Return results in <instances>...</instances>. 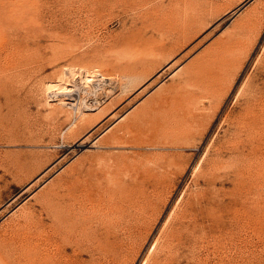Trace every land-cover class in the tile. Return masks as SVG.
Listing matches in <instances>:
<instances>
[{"label":"rangeland","instance_id":"obj_1","mask_svg":"<svg viewBox=\"0 0 264 264\" xmlns=\"http://www.w3.org/2000/svg\"><path fill=\"white\" fill-rule=\"evenodd\" d=\"M263 91L264 0H0V248L25 214L55 224L68 184H110L142 218L119 264L167 232L174 264H264V123L237 128Z\"/></svg>","mask_w":264,"mask_h":264},{"label":"bare ground","instance_id":"obj_2","mask_svg":"<svg viewBox=\"0 0 264 264\" xmlns=\"http://www.w3.org/2000/svg\"><path fill=\"white\" fill-rule=\"evenodd\" d=\"M68 75H69L68 76L69 79L71 80L70 82L71 84L69 85L70 89L68 88L67 89L70 92H73L74 94H75V89L77 87L76 84L79 85L80 88L82 87L83 89V86L89 85L93 81L92 77H87L83 73H81V70H79V68L72 69V71L68 72ZM244 86L245 85H243V87L241 86L242 87L241 91H243V88L245 89L246 87H248L249 83L245 87ZM210 87L208 88L210 89ZM61 89L62 88L59 86L57 88V92H60ZM253 93H252V96L250 95V97L246 100L248 106H245L246 107L245 116H243L242 119L237 118L239 119L237 121L240 122L237 128H238V132H241L244 130L243 128H246L247 129L246 131L249 134H251L253 137L260 138L262 137L261 131L259 129L255 130L254 127L257 125L259 126V124L261 125L262 123H264V115L262 116L261 114H259L260 112H258L259 109H261L264 104L263 103L264 102V91L260 92L262 94L259 97L257 96V94H253ZM70 106L76 110L79 108L77 112L82 110L81 109L82 105L80 106V103L78 101L77 103L75 102L71 103ZM241 123H243V125H241ZM25 163L26 162L22 163L21 160L19 161L18 159L13 162L15 168H21L24 166ZM215 163L213 164L215 165ZM112 183H115V182L112 181ZM120 185L122 186V184ZM83 186L84 187L78 188L77 185L73 183L67 185L66 187L67 189L66 190V206H65L66 210L64 209L66 212L62 211L65 214H63L58 208H56L58 211L56 210L57 214L55 218L58 219L57 221L58 225L56 224L57 223L56 220L55 221L53 220V222H55L56 225L54 223H52L53 225L50 223L51 225L48 226L45 223L43 217L38 215L39 212L37 211L38 212L37 213L34 211L32 213L31 212L28 213L30 215L25 214L26 216L25 224L22 226V229H24L25 231V234L23 236L21 235L20 237H18L16 234L15 235L13 234L14 235L13 236L12 233L11 234L5 233L6 236L3 239L5 242L3 241L4 244H2V248H0V250H3L5 254L16 251L17 255L15 256L16 258L13 256L16 253L15 252L14 254L11 253L12 255L8 254V256L6 257L5 254L3 253L5 256L4 259L2 258L4 261V264H84V258L82 256L85 253V251L90 253L91 262L90 261L88 262L92 264H119L121 258L124 257L125 255L127 256L126 252H127L129 245L131 243L136 244L139 242L138 240L140 239V237H138L139 239L137 238L138 233L136 237H133V234H134L133 226L136 225L137 223H138L137 224L138 226L139 219H142V218L138 217V219H136V217H133V216L131 218L129 217L127 218V216H125L126 213L124 211V201H123L124 194H123L122 189L115 187V185L111 186L109 184L108 186L99 187L97 188L95 192L90 191V188H89L90 186H85V185ZM124 188H126V186ZM124 190L126 191V189ZM133 190H136V189H133ZM130 191H128L129 194H130ZM144 193L143 194L145 196L148 195L146 190ZM132 194H130V197H132L131 196ZM117 195L119 196L116 198L115 196ZM141 195H140V198L145 197ZM49 198H50L49 201L51 202L53 199L51 197ZM136 199H135V203H136ZM131 200H133V198ZM143 200L145 202L144 198ZM146 201L148 204V200ZM45 202L46 201L43 202V197H42L41 204L43 205V203ZM47 202H48V199H47ZM54 202L55 201L53 200V203H52L53 205L57 204L58 201L56 203ZM47 204L51 206L50 203H47ZM139 204L142 205L143 203H139ZM133 205L135 206V204ZM55 206L57 207V205ZM142 206H144V204ZM51 207H47V208L50 209ZM44 209H46V207ZM51 210H54V209L52 208ZM56 211H52L53 214H55ZM50 213L48 212V215ZM185 217L186 216H184L183 219H185ZM52 229H57V230L51 231ZM119 230L123 234H121ZM166 234L167 235L165 237V240L167 241L168 244L175 245V248H172V245H168L167 246L169 247L168 249L166 250L162 249L160 245L162 242H165V241H162L161 243H159L161 240H159L158 242L157 240L158 237H157L155 239L156 242H154L153 244L154 246L153 245L152 246H153V250L156 251L155 254H158L157 252H159L158 251L159 248L163 250V251L161 250L162 253H160V255L162 254V257L159 256V258H157L158 257L157 256L154 259H151V257L153 258L151 254H153L154 252L152 253L151 251L150 253L149 251L150 254L149 255L146 254L147 256L144 258V262H143L144 264H174V262H176L174 261L173 258H170L172 257L171 253L172 251L176 253V251L180 250L181 246L185 244V242L187 241L185 240L187 235L183 237V233H180V232L178 233L173 232L172 234L167 232ZM160 235H163V234H160Z\"/></svg>","mask_w":264,"mask_h":264}]
</instances>
